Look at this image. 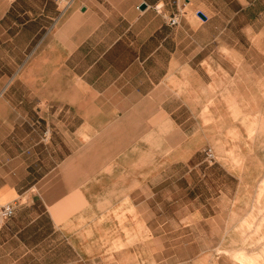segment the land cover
Returning a JSON list of instances; mask_svg holds the SVG:
<instances>
[{"label": "crops", "instance_id": "1", "mask_svg": "<svg viewBox=\"0 0 264 264\" xmlns=\"http://www.w3.org/2000/svg\"><path fill=\"white\" fill-rule=\"evenodd\" d=\"M261 118L264 0H0V264L112 262Z\"/></svg>", "mask_w": 264, "mask_h": 264}, {"label": "rangeland", "instance_id": "2", "mask_svg": "<svg viewBox=\"0 0 264 264\" xmlns=\"http://www.w3.org/2000/svg\"><path fill=\"white\" fill-rule=\"evenodd\" d=\"M262 120L245 125L249 138L258 131L257 141L229 150L212 143L207 147L215 158L207 161L204 147L193 179L179 171L176 183H163L178 194L175 212L150 216L161 219L163 229L114 231L109 244L98 247L113 260L99 264H264Z\"/></svg>", "mask_w": 264, "mask_h": 264}, {"label": "built area", "instance_id": "3", "mask_svg": "<svg viewBox=\"0 0 264 264\" xmlns=\"http://www.w3.org/2000/svg\"><path fill=\"white\" fill-rule=\"evenodd\" d=\"M153 8L156 11H160L161 3L154 4ZM178 21H179V14L178 13L172 14V15L167 17V23L171 26L177 25ZM44 134L46 137L48 134V131H45ZM203 152L205 155V159L207 161H209V162L213 161L215 156H214V151L212 150L211 147L205 148ZM14 210H15L14 205L11 202H6V203H3L0 205V227L8 218H10L14 214Z\"/></svg>", "mask_w": 264, "mask_h": 264}, {"label": "bare ground", "instance_id": "4", "mask_svg": "<svg viewBox=\"0 0 264 264\" xmlns=\"http://www.w3.org/2000/svg\"><path fill=\"white\" fill-rule=\"evenodd\" d=\"M258 254H259V253H257V255H258ZM241 255H243V259H244L245 257H247V256H245V255L242 254V253H241ZM252 255H253V254H252ZM254 255H256V254L254 253ZM254 255H253V256H254ZM239 256H240V255H239ZM244 256H245V257H244ZM262 256H264V254H262ZM262 256H261V257H262ZM234 257H235V255H234ZM240 257H241V256H240ZM250 257H251V256H250ZM236 258H237V257H236ZM248 258H249V257H247V259H248ZM239 260H240V259H239ZM252 260H253V259H252ZM241 261H242V260H241Z\"/></svg>", "mask_w": 264, "mask_h": 264}, {"label": "water", "instance_id": "5", "mask_svg": "<svg viewBox=\"0 0 264 264\" xmlns=\"http://www.w3.org/2000/svg\"><path fill=\"white\" fill-rule=\"evenodd\" d=\"M144 5H141V7H143Z\"/></svg>", "mask_w": 264, "mask_h": 264}]
</instances>
